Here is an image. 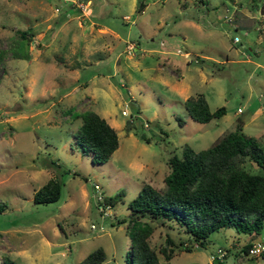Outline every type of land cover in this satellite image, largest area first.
I'll return each mask as SVG.
<instances>
[{"label": "rangeland", "instance_id": "rangeland-1", "mask_svg": "<svg viewBox=\"0 0 264 264\" xmlns=\"http://www.w3.org/2000/svg\"><path fill=\"white\" fill-rule=\"evenodd\" d=\"M89 6L86 15L72 0H0V264L5 256L17 264H79L98 247L101 264H127L128 203L144 182L162 184L170 156L185 144H213L238 119L264 145V0ZM17 29H28L29 38ZM199 92L211 110L224 105L226 112L193 119L184 99ZM86 109L105 116L118 134L103 163L73 140L81 123L75 114ZM244 165L264 173L251 159ZM50 177L62 183L59 198L35 202L34 191ZM117 192L107 214L99 211L97 195L103 202ZM149 221L159 264H264V256L240 249L264 241V221L259 233L218 228L191 250L183 247L195 240L183 227ZM168 236L174 254L166 260ZM218 247L226 254L211 261Z\"/></svg>", "mask_w": 264, "mask_h": 264}, {"label": "trees", "instance_id": "trees-1", "mask_svg": "<svg viewBox=\"0 0 264 264\" xmlns=\"http://www.w3.org/2000/svg\"><path fill=\"white\" fill-rule=\"evenodd\" d=\"M142 6L143 3L140 8ZM17 32L27 39L31 34L28 29H17ZM184 104L188 114L200 122L226 112L224 105L211 110L203 92L187 96ZM75 115L81 117L73 134L75 144L83 152L90 153L93 162L107 161L119 145L115 127L92 109ZM242 125L243 120L238 119L234 129L223 133L205 148L195 150L185 144L181 155L169 157L168 172L161 185L142 184L128 203L133 216L126 225L131 241V259L127 264H159L158 251L150 243L154 226L149 220L153 219L163 223L173 221L183 227L195 240L191 246L185 244V250L194 248V243L198 247L204 246L209 234L224 226H233L246 233L260 232L264 221V173L251 172L244 163L251 159L264 172L263 138L245 133ZM61 189L62 183L50 177L34 191L33 200L55 201ZM119 197L117 192L105 201L113 204ZM5 207L6 203L0 202V211ZM166 242L161 253L168 260L174 254V241L168 236ZM250 245L251 241L245 242L242 252L248 254ZM104 259L105 252L98 247L79 264H101ZM2 264L17 263L5 256Z\"/></svg>", "mask_w": 264, "mask_h": 264}, {"label": "built area", "instance_id": "built-area-1", "mask_svg": "<svg viewBox=\"0 0 264 264\" xmlns=\"http://www.w3.org/2000/svg\"><path fill=\"white\" fill-rule=\"evenodd\" d=\"M90 3L91 0H72V4H76L78 8H80L83 13H85L86 15H89L91 12V8H90ZM128 17V16H127ZM234 27H236V25L234 24ZM263 31V39H264V27L262 29ZM233 41L234 42H238L240 41V37L235 34L233 36ZM135 47V45L132 42H129L126 44V49L129 53H132V49ZM238 111H241V108H238ZM126 110L122 109V114H126ZM94 188L98 189L99 185L97 183L94 184ZM97 198L99 199L98 201V210L102 211L104 214H107V209H109L110 205L109 203H107L105 201V199H103V202H100V198L101 196L97 195ZM92 227H94V224H91ZM194 246L198 247L197 243L193 244ZM242 249V247L240 248ZM264 253V241H259V240H253L251 241V245L249 246L248 249V254L252 255V256H258V255H262ZM226 254V249L222 248V247H218L215 252H213L212 254H210V260L211 261H222L224 256Z\"/></svg>", "mask_w": 264, "mask_h": 264}, {"label": "crops", "instance_id": "crops-1", "mask_svg": "<svg viewBox=\"0 0 264 264\" xmlns=\"http://www.w3.org/2000/svg\"><path fill=\"white\" fill-rule=\"evenodd\" d=\"M103 117H105V116H103ZM106 118V117H105ZM107 119V118H106ZM108 121V120H107ZM109 122V121H108ZM112 126H113V124L111 123V122H109ZM244 125H245V123H244V121H243V125H242V129H243V127H244ZM250 241V240H249Z\"/></svg>", "mask_w": 264, "mask_h": 264}, {"label": "water", "instance_id": "water-1", "mask_svg": "<svg viewBox=\"0 0 264 264\" xmlns=\"http://www.w3.org/2000/svg\"><path fill=\"white\" fill-rule=\"evenodd\" d=\"M261 11L264 12V9H262Z\"/></svg>", "mask_w": 264, "mask_h": 264}]
</instances>
